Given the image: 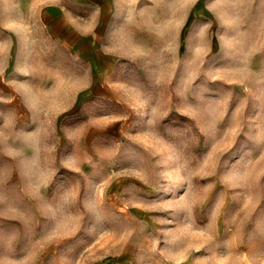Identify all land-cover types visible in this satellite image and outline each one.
<instances>
[{"label":"rangeland","instance_id":"1","mask_svg":"<svg viewBox=\"0 0 264 264\" xmlns=\"http://www.w3.org/2000/svg\"><path fill=\"white\" fill-rule=\"evenodd\" d=\"M0 264H264V0H0Z\"/></svg>","mask_w":264,"mask_h":264}]
</instances>
